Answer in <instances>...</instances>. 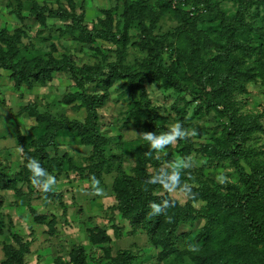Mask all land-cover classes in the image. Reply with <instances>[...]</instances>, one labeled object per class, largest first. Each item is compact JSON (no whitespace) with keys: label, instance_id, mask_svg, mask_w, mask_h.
<instances>
[{"label":"rangeland","instance_id":"rangeland-1","mask_svg":"<svg viewBox=\"0 0 264 264\" xmlns=\"http://www.w3.org/2000/svg\"><path fill=\"white\" fill-rule=\"evenodd\" d=\"M135 1L0 0V32L17 36L14 64L35 58L66 59L75 71L55 72L43 83H34L30 88L22 84L15 88L11 71L0 62V175L10 180L20 178L25 158L34 152L31 141L40 140L38 131L45 129L30 117L25 110L27 106L29 111L47 113L51 118L83 122L88 98L86 105L78 96H94L98 102L95 107L97 130L100 137L109 139L104 149L108 172H103L100 180L104 196L88 194L90 180L85 178L86 172L81 176L79 169L85 166V157L89 156L91 147L80 145L78 137L69 132L61 133L54 145L47 148L49 156L57 160L62 157L65 166H69L68 159L73 163L70 170L56 178L53 192L60 195L59 198H47L31 183L22 180H16V191L0 188V264H9L7 249L17 255V264H81V261L85 264H124L123 257H127L130 264H197L186 258L159 261L160 249L152 244V238L141 230L133 233L128 220L117 210L119 202L114 183L117 178L137 175L136 161L129 153L145 142L139 133L154 132L158 125L162 129L158 132L156 129L157 134L167 131L176 122L197 132L196 136L166 148V154L157 153L159 157L172 155L174 160H179L181 151L184 152L182 148L188 145L191 149L187 157L192 162L189 170L221 188L219 192L225 202L235 198L237 190L232 194L229 184H240L242 177L229 157L219 163H208L197 151L199 146L210 142L211 134L207 133L214 129V134L218 135L228 126V117L204 111L207 109L204 96L195 98L186 81L194 67L206 61L211 62V74L217 77L226 74L232 61L230 55L244 60V66L249 69L256 67L257 53L243 54L249 53L252 47L264 50V0H247L248 6L242 13L238 12L236 0H145L146 14L134 11L123 40L118 35L124 29L123 9ZM71 4L76 6L72 8ZM58 9L67 17L64 21L62 17L49 15ZM36 13L40 15L38 19L33 16ZM77 14L83 15L87 28L112 31L115 38L86 42L80 32L71 33L67 24L72 25L71 19L77 18ZM218 16L226 20L237 16L234 26L240 27L233 40L234 44L243 45L242 50H229L226 61L223 48L228 27L221 24ZM192 19L196 21V28L190 33L207 32L213 44L210 48L200 47L195 52L199 58L189 55L192 52L189 35L183 30L186 23L193 24ZM140 23L149 33L144 49L139 46ZM219 32L222 33L221 42L216 41ZM9 48L0 42V55L9 57L6 54ZM155 63L163 75L157 74ZM112 65L119 67L117 73L105 81L94 79V73H111ZM254 74L256 80L248 83L246 93L237 98L241 104L236 114L245 119L264 113V80L261 79L264 74L259 70ZM229 77L230 80V72ZM142 115L148 125L139 121ZM259 123L261 130L251 132L240 147V165L246 174L259 172L257 166L264 164V117L259 118ZM20 146L22 154L17 152ZM55 165L56 162L53 167ZM147 168L150 170L148 164ZM52 171L56 173V167ZM259 173L264 175V172ZM220 175L228 178L226 184L217 181ZM153 194H166L171 199L164 190ZM206 198V193L199 194L195 200L176 196L177 205L187 204L193 214L198 212L195 221L176 230L178 244L193 255L188 245L200 244V231L203 230L207 233L204 245L219 249L222 254L218 261L238 264L237 259L244 256L242 250L237 249L244 245L242 237L219 238L221 232L223 236V229H231L229 225L234 220L226 214L228 210L223 212L210 206Z\"/></svg>","mask_w":264,"mask_h":264},{"label":"trees","instance_id":"trees-1","mask_svg":"<svg viewBox=\"0 0 264 264\" xmlns=\"http://www.w3.org/2000/svg\"><path fill=\"white\" fill-rule=\"evenodd\" d=\"M236 1L238 2V12L242 13V10H245V6H248L246 5L247 0ZM145 2V0H137L123 9L122 17L124 29L122 33L118 34L120 36L119 38L125 40L126 30L130 26L134 11H137V13L141 15L146 14ZM71 6L74 8L76 5L71 4ZM49 15L51 17H62L61 19L63 21L67 18L62 16L59 9L51 11ZM33 16L35 19H38L40 15L36 13ZM82 16V14H77V18L72 17L73 21L70 18L72 25L67 24V26L71 33L75 31L80 32V35L83 37L82 39H85L86 42H93L98 38H115L116 34L112 31L103 32L94 28H87L83 24ZM236 17L229 20H226L223 16L217 17L221 24H226L228 27V36L225 38L227 42L224 44L223 48L225 51L224 55H226L227 58L224 59V61L228 59L227 54L229 53V50L230 52H232V49L235 51L239 49L241 51V47H243L241 44H234L235 41L233 40L235 39L233 38L234 33L240 28L234 26L237 21ZM192 23V25L191 23H186L183 26V30L189 35L192 50L189 55L199 58V54H196L195 52L199 50L200 47L210 48L213 44L210 42L207 32L198 31L197 34L190 33L191 30L196 28V21L193 20ZM140 25L142 30L139 38V46L144 49L147 45L146 42L149 33L142 23H140ZM222 39V33L219 32L216 41L221 42ZM16 40L17 36L10 35L8 32H0V42L7 47H10L6 53L9 57L1 54L0 62L11 71V79L13 78L14 80L15 88L20 87L22 84H25L30 88L34 83H43L55 72H75L69 66L66 59L53 60L50 58L43 60L41 58H35L28 62L22 61L14 64L12 61L16 56ZM254 53H257L254 60L256 62V67L254 68L249 69V67H245L244 60H237L235 55H230L232 56V61L231 65L226 69V74L222 75L217 73L218 77L214 73L211 74V62L206 61L202 63L201 66L194 67L192 73L187 78L189 81H186L188 83L187 86L190 87L191 93L194 94L195 98L204 96L203 101L207 106V109L205 108L204 111H207V113L209 111L217 112L218 115H216L218 117H221L222 115L228 117V126L218 135L214 134V129L211 133H207L211 134L210 142L199 146L197 151L201 153L203 157H206L208 163H219L229 157L231 163L238 170L242 178L240 179L241 183L238 185L229 184L230 188L233 189L232 194L237 190L235 198L232 197L229 199V202H225L226 199H224V196L219 192L221 188L216 186L213 181L208 182L198 178V176L194 175L189 169L182 174V182L186 181L192 184L193 192L197 193V196L206 193V199L210 206L218 207L223 212L226 210L229 211L226 214L229 216L230 220L233 219L234 221L229 225L231 229H223V236L221 235V232L219 238L235 236V239H240L242 237L244 245L242 244L243 246H241V248L240 246H237V249H239V251L242 250L244 256L237 259L238 264H264V175L259 173L264 172V164L257 166L259 172L252 171L250 174H246L240 165L242 155L240 148L241 144H243V140H245L246 137H249L251 132L261 130L259 118L264 117V113L259 112L256 113V115H250V119H245L241 117V115L237 116L236 114V112H239L237 109L241 104V101L238 102L237 98L246 93L248 83L256 80L254 72L259 70V72L261 71V73L264 74V50H262V48L258 50L257 48L252 47L251 51H249V53H244L243 56L252 55ZM112 67L113 71L111 73H94V79H99V81L109 79L113 73H117L119 70V67L116 65H112ZM155 70H157V74H164L157 68L156 63ZM229 72L232 74L230 80ZM165 76H168V79L170 80L168 74ZM261 79L264 80V77ZM78 97L80 98V102H83L86 105V98H88L87 116L83 122L77 120L71 121L68 119L59 120L51 118L47 113L29 111V106L25 108L30 117L34 118L39 126L43 127L42 125H44L45 127L44 130L38 128V136L40 140L31 141V145L34 147V152H31L28 157H33L39 160L43 168L49 173H53L56 178H59L61 174H65L71 169L73 164L72 160H67L69 163V166L67 167L62 161V157L57 160L56 158H53V156H49L47 148L54 145L56 138L61 133H74L78 137L80 145L91 147L89 156L85 157V166H82V168L79 169L81 176L86 172L85 178L87 180H90L92 175H95L97 179L101 180L102 173L108 172L106 169L107 160L104 158V149L109 144V139L100 137L97 130V113L95 107L98 102L96 101V98H94V96L88 97L81 95ZM139 121L144 125H148L145 121L144 115L141 116ZM156 129L158 132L162 129V126L158 125L155 127V133ZM182 149L184 152L181 151V158H186L189 155L188 153L191 148L188 145H185ZM149 150V145L145 141L138 146L136 150L129 153L136 161L135 173H138L134 177L123 176L122 178L116 179L114 183V193L119 202L117 210L126 220H128L130 227L133 229V233L141 230L152 238V244L160 249V252L158 253L159 261L169 258H173V260L176 261H182V259L186 258L187 261L188 259L190 261H196L197 264H223L218 261L222 255L220 250H213L210 246L204 245L205 240L207 239L206 231H200V236L202 238L200 239L198 252H194V254L190 256L187 250L183 251L180 248L176 230L183 224H188L193 220L195 221V218L198 215L197 211L193 214L192 209L187 204L184 207H180L175 203L173 207L166 210L165 214L160 216L149 217L147 215L150 211L149 204L151 202L160 203L163 199H169V197L166 194L155 196L153 193L157 190H163L162 187L159 185H146L145 181L160 167V165L164 164V162L170 163L175 161L172 155L168 158H161L156 152H153L151 157H147L145 153ZM26 162L25 159V165ZM55 162L56 165L54 167L57 169L56 173L52 171ZM147 164L151 171L148 170ZM24 168V170L20 169V178L18 179L10 180L5 175H0V188L5 187L6 189L16 191V189H18L16 180L31 183L29 179L31 173L27 170L26 166H24ZM21 173H23V175ZM59 196L60 195H57L53 191L47 194V198H59ZM241 224L242 227H239ZM1 233L2 228L0 227V235ZM6 252L9 261L8 263L17 264V255L8 249ZM75 260L78 259L76 258ZM81 262V264H85L83 261ZM122 262L124 264H130L127 257H123Z\"/></svg>","mask_w":264,"mask_h":264},{"label":"clouds","instance_id":"clouds-1","mask_svg":"<svg viewBox=\"0 0 264 264\" xmlns=\"http://www.w3.org/2000/svg\"><path fill=\"white\" fill-rule=\"evenodd\" d=\"M139 137L146 141L149 145V151L145 153L147 157H151L153 152L165 153V149L175 145L179 140H184L197 135L196 130H189L183 127L180 122L173 123L168 130L159 134L155 132L144 131L138 134ZM18 153H23V147L17 148ZM26 168L31 173L29 179L33 187L41 193L47 194L52 192L57 184V179L42 167L39 160L33 157H26ZM192 167L191 158H181L170 163L161 165L150 177L145 181L146 185H159L165 193H168L171 199H163L160 203L151 202L149 204V217L160 216L165 214L166 210L175 205L176 196H182L185 199L195 200L197 193L193 192V185L184 181L182 182V174ZM220 184H226L228 178L224 175L217 177ZM89 195L104 196V189L100 186V180L95 175L90 177ZM199 244H189L190 252H198Z\"/></svg>","mask_w":264,"mask_h":264}]
</instances>
